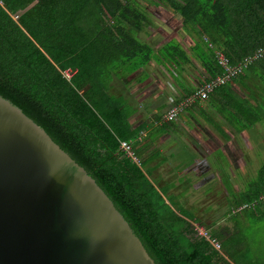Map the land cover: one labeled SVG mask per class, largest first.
<instances>
[{"label": "trees", "instance_id": "16d2710c", "mask_svg": "<svg viewBox=\"0 0 264 264\" xmlns=\"http://www.w3.org/2000/svg\"><path fill=\"white\" fill-rule=\"evenodd\" d=\"M133 2L0 0V95L41 126L95 179L156 264H264L249 255L238 221L264 220V199L260 198L264 194V164L245 188L228 200L226 214L233 223L232 231L227 226L209 230L218 248L197 233L191 223L197 219L179 204L171 192L174 185L160 186L149 177L147 163L158 154L154 156L152 151L145 156L148 143L177 119L162 121L147 137L138 138L148 126L144 121L133 123L130 117L135 109L123 95L110 92L115 77L126 84L154 58L150 44L130 32L129 27L141 29L150 24ZM162 2L181 16L183 27L194 36L192 51L200 42L208 50L205 56L197 55L204 78L178 101L222 72L216 51L229 64L237 65L264 44V0ZM156 54L176 65L191 61L178 40L164 43ZM67 69L69 77L63 75ZM251 76L261 81L260 86L249 96L240 95L234 84L244 85ZM193 108L221 133L222 127L209 116V108L237 129L264 122V56L253 59L206 98L192 101L179 116ZM160 119L155 117L153 122ZM121 140L132 142L138 162L119 149ZM242 204L250 206L233 213Z\"/></svg>", "mask_w": 264, "mask_h": 264}, {"label": "rangeland", "instance_id": "374dc122", "mask_svg": "<svg viewBox=\"0 0 264 264\" xmlns=\"http://www.w3.org/2000/svg\"><path fill=\"white\" fill-rule=\"evenodd\" d=\"M133 3L147 15L150 24L143 25L141 29L129 27L130 32L150 44L155 51L154 58L143 67L140 75L126 85L115 78L110 92L123 94L127 103L135 109L130 117L133 123L144 121L148 127L153 125V128L144 130V139L153 131L154 125L162 122L164 111L178 97L176 93L187 86L194 87L204 78L197 55L205 56L208 50L200 42L192 51L194 36L183 27L181 16L171 11L162 0H134ZM170 40L181 43L191 58L190 62L176 65L157 56L156 51ZM244 82V85H234L236 91L244 96H249L250 92L257 90L254 87L261 84L253 76ZM208 111L214 122L222 127V133L199 111L187 112L183 118L179 116L163 135L153 136L145 153L149 155L154 151L160 156V151L161 157L166 158L167 163L161 169L166 178H159L156 183L174 185L171 192L182 207L194 213L197 220H191V223L197 233L204 236H209V230L214 227L228 225L232 230L233 223L226 214L228 200L237 196L264 164V122H258L251 128L237 129L217 111L212 108ZM158 116L160 121L154 123V118ZM211 168L221 171L216 175L205 173ZM238 221L241 226L239 233L245 235L249 255L264 260V220ZM214 222L216 225L211 227Z\"/></svg>", "mask_w": 264, "mask_h": 264}, {"label": "water", "instance_id": "95a60500", "mask_svg": "<svg viewBox=\"0 0 264 264\" xmlns=\"http://www.w3.org/2000/svg\"><path fill=\"white\" fill-rule=\"evenodd\" d=\"M0 264H156L95 179L1 95Z\"/></svg>", "mask_w": 264, "mask_h": 264}, {"label": "built area", "instance_id": "2783aa9c", "mask_svg": "<svg viewBox=\"0 0 264 264\" xmlns=\"http://www.w3.org/2000/svg\"><path fill=\"white\" fill-rule=\"evenodd\" d=\"M215 57L217 58L218 63L220 64L222 68V72L220 74H217L209 81L204 82L201 84L191 96H188L177 103H173L170 105V107L165 111L162 121H171L176 120L179 117V113L184 110V108L189 105L192 101H194L197 98H206L210 92L213 91V89L216 86H219L228 80H230L232 77H235L239 72H241L249 62H251L253 59H257L259 57L264 56V44L257 48V50L254 52L253 55L247 56L238 63L237 65H231L228 62V59L220 52H215ZM71 74L70 70L63 71V75L65 77H69ZM144 135V131L140 132V135L138 138H142ZM119 149L124 151L128 156L132 157L134 161L138 162V158L135 157L134 151L132 149V142L127 140H121ZM261 199H264V194L260 196ZM249 204H242L235 209H233V213L240 212L242 209L249 207ZM204 236V235H203ZM205 238L208 239L216 248L219 247V243L217 240L210 238V235H205Z\"/></svg>", "mask_w": 264, "mask_h": 264}, {"label": "crops", "instance_id": "0c3cea01", "mask_svg": "<svg viewBox=\"0 0 264 264\" xmlns=\"http://www.w3.org/2000/svg\"><path fill=\"white\" fill-rule=\"evenodd\" d=\"M116 78V77H115ZM114 78V79H115ZM113 79V80H114ZM112 83V82H111ZM200 83V82H199ZM199 83L197 84V85H199ZM126 85V84H125ZM197 85H195L194 87H191V86H187L186 88H184L183 90H181L180 91V93H176V95L178 96L176 99H175V101H178L179 99H181L183 96H185V94H186V92L187 91H189V90H191V89H193V88H195ZM235 85V84H234ZM120 95H123V94H120ZM175 101H173V103L175 102ZM172 103V104H173ZM171 104V105H172ZM204 105V107H206V105L205 104H203ZM195 110H197L198 111V109L197 108H193V110H189V111H185L184 113H182L181 115H180V117H184L185 115H186V113L187 112H194ZM164 111V110H163ZM207 111V110H206ZM164 113H165V111H164ZM161 116V115H160ZM132 121V120H131ZM161 123V122H160ZM151 126V125H150ZM150 128H153V127H148V129H150ZM158 134H161V133H158ZM162 135H163V132H162ZM159 152V154H160V156L159 155H157V157L156 158H154V159H152V161L151 162H149V163H147V168H149V169H151V175L149 176L151 179H154L155 181H157L159 178L160 179H165L166 177L165 176H163V174H164V172H161L162 170L161 169H163L164 167H165V163H167V160H166V158L165 157H161V152L160 151H158ZM145 156H147V154H145ZM154 156H156V153H155V155ZM158 157H161V158H158ZM201 171V170H200ZM221 170L220 169H217V168H211V169H206V172L205 173H209V174H214V175H216V174H219V172H220ZM202 172V171H201ZM160 186H164V185H160ZM227 227L229 228V226L227 225ZM232 231V230H231Z\"/></svg>", "mask_w": 264, "mask_h": 264}]
</instances>
